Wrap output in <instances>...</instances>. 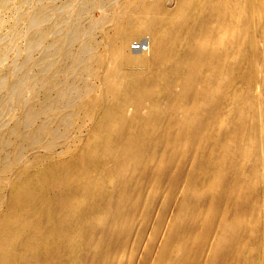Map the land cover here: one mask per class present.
<instances>
[{"label":"bare ground","instance_id":"obj_1","mask_svg":"<svg viewBox=\"0 0 264 264\" xmlns=\"http://www.w3.org/2000/svg\"><path fill=\"white\" fill-rule=\"evenodd\" d=\"M113 24L94 73L98 83L84 102L90 136L61 158L27 160L10 183L0 180V264H97L104 231L119 235L129 230L131 215L150 213H122L118 203L137 191L147 200L155 166L173 162L172 141L183 146L177 176L162 212L154 213L149 242L165 231L160 247L173 245L181 264H264V0H175L172 9L163 0H127ZM136 35L149 37V52L129 50ZM138 165L145 167V183L133 190ZM112 179L131 190L121 191L117 204L106 190ZM197 193L204 195V210ZM172 201L176 223L190 218L196 224L190 234L186 225L164 227ZM99 216L107 218L102 229L95 224ZM89 244H97L95 250L87 251ZM162 250L158 256L169 259L171 251ZM152 253L145 245L141 263L149 264Z\"/></svg>","mask_w":264,"mask_h":264},{"label":"rangeland","instance_id":"obj_2","mask_svg":"<svg viewBox=\"0 0 264 264\" xmlns=\"http://www.w3.org/2000/svg\"><path fill=\"white\" fill-rule=\"evenodd\" d=\"M125 1L127 0H0V178L2 176L0 180L10 183L15 179L16 172L28 163L27 160H32L31 158L39 154L61 158L66 148L76 146L80 140L83 141L85 137L90 136L89 123L83 118L84 102L89 92L88 88L98 83L94 73H96L97 62L105 50V36L110 33L114 25L118 7ZM163 2L168 9L175 6V0H163ZM114 14L115 17H113ZM112 19L114 20L111 21ZM111 22L112 24H109ZM148 38L147 35L132 36L128 42L129 50L149 52ZM139 42L144 44V48L133 49L134 44ZM203 43L205 48L208 44L210 45L208 40H204ZM52 79L55 82L52 83ZM219 85L218 87H223L222 84ZM259 89L260 96L263 88L259 87ZM18 131L20 135L23 134L21 137L18 136ZM47 131L50 134L47 135ZM18 142L22 144L21 151L19 154H14L13 145ZM172 142L169 143L171 145L169 150L177 157L173 155L175 160L173 158L170 165L160 162L155 166L154 178L146 182L147 200L143 201L138 191L131 192L129 202L120 205L119 200L122 198L120 192L123 193L126 189H120V181L112 179L109 182L106 190L107 192L110 190L111 194L114 193V203L120 202L118 203L119 212L132 214L143 209L150 213H145L146 215L139 217L140 219L137 216L134 217L136 213L131 215L129 230L119 235H115V231H104L98 239L102 247L95 259L97 264H143L141 256L147 244L153 247L149 264L182 263L183 258L177 259L173 245L166 250L160 247L163 239L161 234L165 231L150 242L148 238L154 226L152 220L154 213L162 212L165 207L163 204L166 205V194L176 180V162L183 146ZM195 149L193 147L188 154L190 151V154L194 153ZM193 153L192 156L187 155L186 166L189 171L193 165ZM138 166L135 173L137 172L140 178L139 182L137 181L138 184L131 186L133 190H138L140 187L138 185L145 183V167ZM15 168L17 171H14ZM140 172L143 173L140 174ZM260 176L261 187L264 188V164L260 167ZM9 177L10 180L7 181ZM106 190H103L102 194L106 195ZM126 191L129 193L131 190ZM195 198L200 204L198 208L206 209L204 195L197 193ZM173 202L167 204L169 211L166 213L170 220L166 218V221H169L164 227L167 229L171 224L179 225L178 228L186 225L190 234L196 224H193L190 218L177 219L178 223H176L174 207L177 200ZM86 206L85 201L80 210L84 211ZM105 217L99 216L96 220L98 229H102L103 224L106 223ZM247 217L244 216L238 224L242 225ZM129 233L134 234L135 241L132 245L124 247ZM195 237L193 239H196ZM262 242L261 254L264 257V236ZM181 243V250L186 251L187 242L183 239ZM89 245L87 246L90 249L87 247V251L95 250L97 246V244ZM118 247L121 251L118 249L116 256L108 259L106 256L108 252ZM162 249L171 251L167 255L169 259L158 256ZM185 257L184 260L187 259ZM127 258H131L132 261L127 263Z\"/></svg>","mask_w":264,"mask_h":264},{"label":"built area","instance_id":"obj_3","mask_svg":"<svg viewBox=\"0 0 264 264\" xmlns=\"http://www.w3.org/2000/svg\"><path fill=\"white\" fill-rule=\"evenodd\" d=\"M144 48V44L141 42L134 44L133 49H141Z\"/></svg>","mask_w":264,"mask_h":264}]
</instances>
